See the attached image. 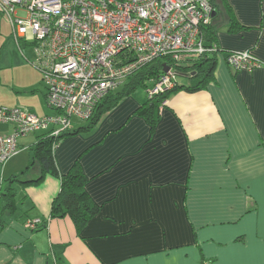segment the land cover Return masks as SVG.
Masks as SVG:
<instances>
[{"label": "crops", "instance_id": "1", "mask_svg": "<svg viewBox=\"0 0 264 264\" xmlns=\"http://www.w3.org/2000/svg\"><path fill=\"white\" fill-rule=\"evenodd\" d=\"M218 2V45L251 49L263 65L236 71L222 52L208 86L173 93L153 128L137 113L148 96L132 92L89 131L60 139V175L78 163L98 205L80 232L69 216L51 217L60 177L21 182L40 174L37 164L23 171L50 130L20 136V152L0 164V195L7 175L16 192L2 214L0 264H264V0ZM24 47L0 13V107L55 114ZM13 129L0 122V134Z\"/></svg>", "mask_w": 264, "mask_h": 264}, {"label": "built area", "instance_id": "2", "mask_svg": "<svg viewBox=\"0 0 264 264\" xmlns=\"http://www.w3.org/2000/svg\"><path fill=\"white\" fill-rule=\"evenodd\" d=\"M215 11L209 0H0L15 41L33 49L29 63L41 73L46 102L55 110L40 116L0 107V122L14 125L11 134H0V164L20 152V136L48 130L58 136L75 118L88 119L99 101L158 58L214 52L218 57L223 51L236 71L262 66L251 49L206 45L201 27ZM178 77L170 67L151 81L148 98L175 87Z\"/></svg>", "mask_w": 264, "mask_h": 264}, {"label": "trees", "instance_id": "3", "mask_svg": "<svg viewBox=\"0 0 264 264\" xmlns=\"http://www.w3.org/2000/svg\"><path fill=\"white\" fill-rule=\"evenodd\" d=\"M209 1L218 13L220 10L218 0ZM222 1L224 2V0ZM227 8L228 14L231 15L232 10L230 7H226V9ZM232 20L233 19H231V22ZM201 32L206 45H218L216 39V28L213 24V20L211 23L203 25L201 27ZM166 64L170 65V67H172L179 76H187L192 82L190 84H181L179 82L180 78L178 77V84H176L175 87L168 91L159 93L152 98H148V101L137 110L138 114L144 116L148 120V122L152 125V128L159 121L160 107L173 93L180 90L193 93L203 90L208 86V84L214 79V71L217 64V53H206L198 56L183 54L178 59H174L171 56L156 59L150 64L143 66L135 74L131 75L122 90L115 92V94H112L113 92H111L104 99L99 101L92 115L85 120L86 124L84 126L74 129L72 127L63 131L58 136H50L49 134L44 135L33 146L32 163L27 166V168L23 171V174L29 172L34 164H37L40 167L41 172L36 178H31L21 182L25 185H39L44 181L47 174H52L61 178V190L52 201L51 217L69 216L76 225L77 230L80 232L91 216H93L98 210V205L92 201L90 195L85 190V183L87 179L78 167V163H76L69 172L60 175L54 154L58 141L65 136L78 134L79 132H86L92 129L99 122L102 116L117 104L122 96L135 92L140 87L147 89V87L152 85V80H159V78L165 73L164 68ZM14 178H10L9 180L12 182L17 180L18 177L16 176ZM4 191L0 195V229L3 226L2 214L7 209L14 210L16 207L14 199L16 192L11 185L6 187Z\"/></svg>", "mask_w": 264, "mask_h": 264}, {"label": "rangeland", "instance_id": "4", "mask_svg": "<svg viewBox=\"0 0 264 264\" xmlns=\"http://www.w3.org/2000/svg\"><path fill=\"white\" fill-rule=\"evenodd\" d=\"M25 55L30 58V59H34L35 55H34V52H33V49L30 47V46H25L24 49H23ZM182 76H179V78H181ZM147 89H144L143 87H140L138 88L135 92L141 94V95H147V92H145ZM86 121L84 120H80V119H74V122H73V125L77 126L79 124H82ZM35 175L34 174V169L31 171V173L25 175L24 177L22 176L21 178H27L29 176H33ZM10 175H7L6 178L8 179ZM5 179V182H4V186L6 187L8 184H9V181ZM13 186L14 187H20L19 183L17 181H14L13 183ZM4 187V189H5ZM5 192V191H4Z\"/></svg>", "mask_w": 264, "mask_h": 264}, {"label": "water", "instance_id": "5", "mask_svg": "<svg viewBox=\"0 0 264 264\" xmlns=\"http://www.w3.org/2000/svg\"><path fill=\"white\" fill-rule=\"evenodd\" d=\"M216 11L213 13V16H215ZM170 70V65H165L164 72H168Z\"/></svg>", "mask_w": 264, "mask_h": 264}]
</instances>
